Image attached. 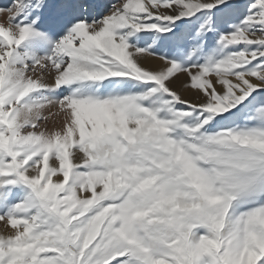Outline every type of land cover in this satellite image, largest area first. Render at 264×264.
Masks as SVG:
<instances>
[{
	"label": "snow or ice",
	"instance_id": "obj_1",
	"mask_svg": "<svg viewBox=\"0 0 264 264\" xmlns=\"http://www.w3.org/2000/svg\"><path fill=\"white\" fill-rule=\"evenodd\" d=\"M0 17V264H264V0Z\"/></svg>",
	"mask_w": 264,
	"mask_h": 264
},
{
	"label": "rangeland",
	"instance_id": "obj_2",
	"mask_svg": "<svg viewBox=\"0 0 264 264\" xmlns=\"http://www.w3.org/2000/svg\"><path fill=\"white\" fill-rule=\"evenodd\" d=\"M0 2H2V0H0ZM3 17H0V20H2ZM159 64V65H158ZM145 66L147 67H159L161 66V62L155 59H149L147 61H145ZM187 80L186 77L181 76L179 78V80L175 81L173 84V87H175L178 91H180L181 95L185 98V99H189L192 102H200L203 98L199 96L198 93L192 91L191 89H186L182 87V84Z\"/></svg>",
	"mask_w": 264,
	"mask_h": 264
},
{
	"label": "bare ground",
	"instance_id": "obj_3",
	"mask_svg": "<svg viewBox=\"0 0 264 264\" xmlns=\"http://www.w3.org/2000/svg\"><path fill=\"white\" fill-rule=\"evenodd\" d=\"M3 19V18H2ZM159 65V64H158Z\"/></svg>",
	"mask_w": 264,
	"mask_h": 264
}]
</instances>
